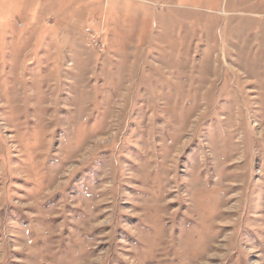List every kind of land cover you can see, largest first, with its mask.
Listing matches in <instances>:
<instances>
[{"label": "rangeland", "instance_id": "obj_1", "mask_svg": "<svg viewBox=\"0 0 264 264\" xmlns=\"http://www.w3.org/2000/svg\"><path fill=\"white\" fill-rule=\"evenodd\" d=\"M0 264H264V0H0Z\"/></svg>", "mask_w": 264, "mask_h": 264}, {"label": "built area", "instance_id": "obj_2", "mask_svg": "<svg viewBox=\"0 0 264 264\" xmlns=\"http://www.w3.org/2000/svg\"><path fill=\"white\" fill-rule=\"evenodd\" d=\"M87 31H88V30H87ZM91 43L94 44V45H96V46H99L100 49L103 48L102 44H100L96 39L92 40ZM92 44H91V45H92Z\"/></svg>", "mask_w": 264, "mask_h": 264}]
</instances>
